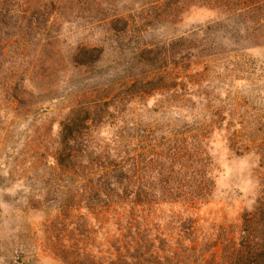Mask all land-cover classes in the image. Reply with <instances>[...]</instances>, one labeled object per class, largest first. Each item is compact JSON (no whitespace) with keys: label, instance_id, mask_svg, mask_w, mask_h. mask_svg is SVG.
Returning <instances> with one entry per match:
<instances>
[{"label":"rangeland","instance_id":"rangeland-1","mask_svg":"<svg viewBox=\"0 0 264 264\" xmlns=\"http://www.w3.org/2000/svg\"><path fill=\"white\" fill-rule=\"evenodd\" d=\"M35 1L37 34L0 22V264H228L264 198V0H57L48 22ZM121 16L131 30L108 31ZM217 21L223 49L155 61L166 39ZM202 120L206 201L99 192L101 169L133 148L169 154ZM70 150L82 161L61 163Z\"/></svg>","mask_w":264,"mask_h":264},{"label":"trees","instance_id":"trees-1","mask_svg":"<svg viewBox=\"0 0 264 264\" xmlns=\"http://www.w3.org/2000/svg\"><path fill=\"white\" fill-rule=\"evenodd\" d=\"M247 7L252 8L260 4ZM35 9L46 16V22L50 16L48 6H55L57 0L35 1ZM30 0H0V22L10 26V34L22 36L23 34L38 33L35 15L28 13ZM247 9V8H246ZM132 21V20H131ZM129 19L113 17L107 22L108 31L129 32L132 27ZM221 22L213 25L192 30L184 36L166 39L160 46L162 50L157 52L156 62L166 63L174 59L180 53L185 54V59L190 61L191 57L197 55H210L221 47V41L215 38V33L220 29ZM190 43L184 45V42ZM151 45V44H148ZM144 44L138 53L152 52L156 50ZM183 55V54H182ZM146 59V58H144ZM164 64H161L163 67ZM72 122V121H71ZM212 122V121H211ZM211 122L194 121L191 128L186 132H180L181 143L171 148V153L164 156L151 149L141 147L145 152H139L133 148L128 153L127 162L117 161L113 166L105 167L99 173L107 175L110 179L103 183H97L99 192H105L107 200L111 197H121L127 201L140 205L148 202H176L182 201L190 204L206 201L212 194L214 186L213 163L207 151L206 129L212 128ZM185 135V136H184ZM74 138H71L73 140ZM155 148V146H151ZM147 152V153H146ZM146 154V155H145ZM61 163L81 162L83 154L75 153L73 150L60 154ZM163 162V166H160ZM124 163V164H123ZM150 178L155 183L146 182ZM163 178V179H161ZM228 264H264V198L257 199L250 210L244 211L241 216L239 236L232 246L228 255Z\"/></svg>","mask_w":264,"mask_h":264}]
</instances>
